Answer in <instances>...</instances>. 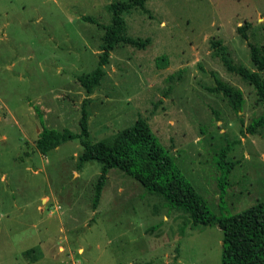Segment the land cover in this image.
Masks as SVG:
<instances>
[{
  "label": "rangeland",
  "instance_id": "rangeland-1",
  "mask_svg": "<svg viewBox=\"0 0 264 264\" xmlns=\"http://www.w3.org/2000/svg\"><path fill=\"white\" fill-rule=\"evenodd\" d=\"M126 1L0 0V264H220L216 223L193 227L117 169L93 210L101 165L79 166V139L46 155L35 149L42 125L78 135L86 98L91 143L146 119L214 216L264 201V125L246 130L264 103L216 55L224 47L233 65L253 69L247 42L261 57L264 0H148L149 14L123 19L127 36L150 43L116 46L87 94L77 78L97 67L96 24L109 26L110 5ZM245 24L247 42L237 31ZM214 76L242 91L240 112L210 91ZM29 249L40 252L36 261L22 255Z\"/></svg>",
  "mask_w": 264,
  "mask_h": 264
},
{
  "label": "trees",
  "instance_id": "trees-1",
  "mask_svg": "<svg viewBox=\"0 0 264 264\" xmlns=\"http://www.w3.org/2000/svg\"><path fill=\"white\" fill-rule=\"evenodd\" d=\"M148 0H128L126 2H113L110 5L111 23L109 26H99L103 30L101 37V49L97 67L89 74L77 78L80 86L87 94L97 87L105 72L103 66L108 63L111 52L118 45H127L133 48L143 49L150 39L132 38L126 35L124 13L139 10L143 14H149L145 7ZM85 20L95 23L93 19ZM247 25L237 27L238 33L244 41H248L245 34ZM213 47L221 45L220 42H211ZM250 52V61L253 69L244 66L233 65L229 57L221 55L225 48L216 51L221 57L224 67L229 73L239 76L248 85L255 88L258 102L264 103V46L260 57L256 47L247 42ZM215 85L210 88L212 93H221L231 104L235 112H240L243 104L242 91L230 84L223 82L214 76ZM89 99L81 102L78 135L64 128L56 130L44 125L34 142L35 149L46 155L49 151L56 149L60 144L79 139L82 146L81 153L77 156L79 166L88 161H96L101 165L91 206L96 209L101 190L106 179V174L111 169H117L128 178L136 181L146 192L160 196L167 206L173 210L185 213L193 227L208 226L216 223L222 232V247L220 264H264V201L258 202L251 207L233 216H214L208 209L205 201L197 193L176 166L174 160L157 143L151 132L146 119L139 117L129 128H126L111 139L91 143L88 139V112ZM264 125V111L254 119L246 128L250 133ZM227 150L221 152L217 163L222 168L223 158ZM228 173L229 168H227ZM224 171V172H225ZM224 174V173H223ZM225 178L220 180L221 190L224 194ZM40 252L29 249L22 253L28 260L36 261Z\"/></svg>",
  "mask_w": 264,
  "mask_h": 264
},
{
  "label": "water",
  "instance_id": "water-1",
  "mask_svg": "<svg viewBox=\"0 0 264 264\" xmlns=\"http://www.w3.org/2000/svg\"><path fill=\"white\" fill-rule=\"evenodd\" d=\"M223 245L221 244V247H222Z\"/></svg>",
  "mask_w": 264,
  "mask_h": 264
}]
</instances>
